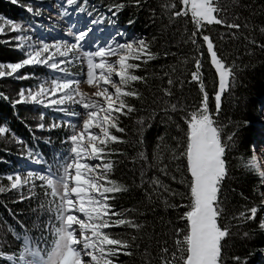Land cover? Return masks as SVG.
<instances>
[{
    "label": "trees",
    "instance_id": "obj_1",
    "mask_svg": "<svg viewBox=\"0 0 264 264\" xmlns=\"http://www.w3.org/2000/svg\"><path fill=\"white\" fill-rule=\"evenodd\" d=\"M24 1L0 0V17L18 20L23 13L18 11L17 5ZM94 1L104 11L115 12L119 23L142 35L154 54V59L147 63L133 61L140 63L134 74L144 78L131 85L138 91L139 99L126 98L135 111L120 116L119 126L125 131H111L122 142L110 143L104 158L105 163L113 164L108 179L126 189L108 194L114 197L109 200L112 210L139 225L133 228L113 224L107 228L112 238L130 245L109 259L113 264H183L176 241L186 234L187 221L182 217L190 210L191 176L186 157L181 153L186 148V120L201 105V83L208 94L210 112H216L214 97L218 74L203 41V36L207 35L218 57L235 73L230 89L222 96L216 117L223 126L222 140L227 145L226 176L218 194L223 209L218 223L230 230L221 242L222 264H258L264 252V230L260 228L264 203L261 175L252 162L260 125L258 110L264 106V0H225L224 7L221 0H216L221 9L218 16L226 24H204L199 31L190 11L186 16H175L185 8L182 0ZM117 4L124 7L116 11L113 6ZM169 4L175 7H166ZM227 23L240 27L229 28ZM9 34L0 35V64L4 65L22 61ZM196 60L201 65L199 81L192 80ZM23 73L22 69L16 78L0 77V126L9 129L0 135V187L5 188L0 192V252L16 253L21 249L22 238L28 236L44 255L55 242L52 225L58 220L59 201L51 188L36 179L31 184L11 189L7 177L15 178L10 173V165L14 164L16 169L30 151L32 154L41 152L54 167L70 132L66 128L39 129L38 124L49 125L47 119L41 120L29 106L14 103L19 99V78ZM169 79L172 84L168 83ZM165 90L171 94L166 95ZM229 135L231 141L227 140ZM25 172L24 169L22 173ZM32 205L47 215H28V207ZM254 206L258 208L254 220L239 218V213ZM118 218L121 217L112 216L110 222ZM178 230L184 231L178 233ZM235 257H239V261Z\"/></svg>",
    "mask_w": 264,
    "mask_h": 264
},
{
    "label": "snow or ice",
    "instance_id": "obj_2",
    "mask_svg": "<svg viewBox=\"0 0 264 264\" xmlns=\"http://www.w3.org/2000/svg\"><path fill=\"white\" fill-rule=\"evenodd\" d=\"M136 2L139 3V0ZM86 3L87 0H66L69 6ZM182 4L185 6L184 10L176 12L175 16H186L190 11L197 31L204 24H226V21L218 16L221 9L216 0H182ZM113 7L119 11L124 5L117 4ZM166 7L172 8L175 5L169 4ZM27 11L32 12L33 9L28 8ZM113 14L115 15V12ZM6 23L10 24L11 31L18 33L13 39L18 41L17 47L25 50L26 58L18 63L0 64V77L11 76L27 65H45L54 72L60 73L52 79L41 81L35 90L21 89L18 94L19 99L14 103H32L46 107L78 104L84 110L80 113L71 112L65 107H57L58 111L79 118L82 124L67 122L72 133L67 137L70 148L59 166L61 170L54 172L49 167L43 174L39 173L41 179L50 178L49 184L58 182L65 186V195L62 200L66 204L68 231L66 236H61V239L71 238L73 240L69 258L78 260L81 264V251L75 246L82 244L83 250L91 249L85 254L91 256L95 264H113L112 260L107 257L117 255L122 249H128L130 245L127 241L112 238L103 229L113 224L128 225L133 228H138L139 225L130 219L123 218L122 213L112 210L109 200L114 197L108 194L126 189L108 179V173L111 172L113 164L111 161L106 163L103 161L107 155V146L110 143L122 142L111 130L124 132L125 129L119 126L120 116H126L135 111L126 98L139 99L138 91L131 88V85L144 78L134 74V70L140 68V63L133 61L147 63L154 59V54L144 39L119 44L110 43L107 46H97L95 50H87L85 44L91 28L75 31L70 28L68 35L72 37L71 40H57L52 43L41 40L38 43H30L32 37L25 34L28 31L26 26L11 21H6ZM227 27L238 29L240 25L227 23ZM0 34H4L3 27H0ZM195 35L194 32L193 37ZM203 41L218 74V86L214 97L216 112H210L208 94L201 83L200 90L203 98L199 109L192 112L191 118L186 120L188 125L186 148L181 153L186 157L187 170L191 176L190 210L182 217L187 221L186 234L182 240L176 241L183 264H222L221 242L230 234L228 227H221L218 223V218L223 211L219 204L218 194L221 181L226 176L224 156L227 145L222 140L223 126L219 125L216 117L221 109L222 96L230 89L235 73L232 67L226 66L218 57L210 37L204 35ZM192 43H196L195 39ZM58 57L63 59H57ZM112 57L115 59H111ZM73 62H86L85 79L81 80L69 73L67 65ZM195 67L196 71L192 73V80L199 81L201 67L199 60L195 61ZM113 76L118 77V81L114 80ZM82 83L95 89V92L90 95L82 91L80 87ZM168 83L172 84V80L169 79ZM110 88L113 91H110ZM165 94L170 95L171 93L165 90ZM175 107V105L172 106L173 109ZM40 119L43 120V114ZM61 126V124L53 123L50 128ZM37 127L44 129L45 126L41 123ZM95 129L99 131H94ZM8 131L7 127L0 126V135ZM227 140L231 141L232 136L229 135ZM140 155L143 156V153ZM29 156H32L31 151ZM93 160L101 161V163L88 162ZM253 167H255L254 162ZM36 174L28 171L23 179L19 174H16L15 178L11 175L7 178L11 181V189H18L26 185V178H31ZM260 175L264 176V172ZM155 183L159 182L155 181ZM3 191L5 188L0 187V192ZM73 212L83 214L85 219L72 214ZM257 212L258 208L254 206L239 213V218L245 221L254 220ZM112 216L121 218L110 222ZM74 225L79 227V238ZM260 228L264 229V221L261 222ZM179 231L184 230H178V233ZM164 251L167 252V249ZM124 254L130 255L131 253L125 252ZM173 255L175 256V253ZM7 259L13 260L11 256ZM234 259L239 261L240 258L235 257Z\"/></svg>",
    "mask_w": 264,
    "mask_h": 264
},
{
    "label": "rangeland",
    "instance_id": "obj_3",
    "mask_svg": "<svg viewBox=\"0 0 264 264\" xmlns=\"http://www.w3.org/2000/svg\"><path fill=\"white\" fill-rule=\"evenodd\" d=\"M17 6L19 7L21 11H24V13L26 11L29 15V17L26 19L25 22H19V23L28 28V31L25 34L32 37V40L30 41V43H38L41 40L45 42H49V43H52L57 40H71L72 37L68 35V31L70 28H72L74 31L91 28V32L89 33V36L87 37V43L85 44V48L87 50H95L97 46H101L99 43H97V40L99 39L101 41L107 38H114V40L117 42L116 44L139 40L137 38L130 37L123 30L117 27H114L113 25L105 26V24L102 22H96V23L90 22L84 16V11L80 10L81 8L78 5L69 6L66 4V0H27L26 5L24 2ZM28 8H32L33 11L32 12L27 11ZM6 21H10V20H0V27L4 28V34L10 33L8 37L12 39V42L15 43V47H17L18 41L13 39V37L18 35V33L11 31L10 24L6 23ZM4 34H0V35H4ZM95 35L97 36L95 37ZM94 38H96V40ZM17 48L24 55V59H25L26 58L25 50L19 47ZM57 59H63V58L58 57ZM111 59L114 60L115 57H112ZM209 59L211 61L210 56H209ZM27 66H37L44 70H47L49 73V77L47 79H52L56 75H60V73L54 72L53 70L49 69L45 65H27ZM67 67H68L69 73L74 74L75 76L79 77L81 80L86 78L85 76L86 71H87L86 62H73L72 64L67 65ZM17 73L11 76H15ZM115 78L116 76H113L114 80ZM80 87L82 91L88 92L90 95L95 92V89L90 88L88 85L84 83H82ZM36 88H34V90ZM110 91H113V90L110 88ZM40 106L45 111V114L49 116L50 121L52 123L67 124L68 121H71L72 123L82 124V121H80L79 118L68 115L65 112H61L57 110V107H65L69 109V111L71 112L82 113L84 110L78 104H66L63 106H51V107H46L44 105H40ZM258 117H259L260 125L258 128V134H257L258 142L257 144L254 145L255 148L253 150V153H254L253 162L255 163L254 168L261 173V172H264V169L261 168V165L262 164L264 165V161H261L262 164L261 162H258L257 155H259V157L261 155H264V106L261 107L260 110H258ZM48 123L51 125L50 122ZM94 131L98 132L99 130L95 129ZM18 143L20 145H23V141H21L20 139H18ZM27 156L28 157L26 160L22 161L21 163H18L16 169H14V164H11L10 166L12 167V171L10 173H13L14 176L16 174H19L22 179L26 177L28 171H33L34 173H37L31 178H26L27 180L26 185L33 183L34 179L38 180L39 182L43 183L45 186L52 189V193L53 195L57 197L59 201V205H60V214L58 216L59 225L58 224L52 225V230H57L58 240L57 242L53 243L52 252L49 254L47 258H45L44 263L46 264H74L78 260L69 258V251L73 245V240L71 238L61 239V236H66L67 231H68V228H67L68 218L66 215V204L62 200V197H64L65 195V186L58 182L54 184H49V179H50L49 177H44L43 179H41L40 174H43L49 168L48 166L45 165L46 163L43 160V157L38 154L36 155L32 154V156L30 157L29 153H27ZM63 160L60 159L59 162H56L54 165L55 169L53 168L52 171L56 172L58 170H61L59 166L63 162ZM88 162L91 164L100 163V161H96V160L88 161ZM24 169L26 170V172L22 173ZM259 181H260V186L262 188L261 195H262L263 203H264V176H260ZM73 199H75L74 196H73ZM62 213L65 214L64 226H62V219H61ZM72 214L79 216L82 219H85L83 217V214L81 213L73 212ZM260 219L261 221H264V207L262 208ZM96 222L99 223V221H96ZM74 228L76 229V235L79 238L80 237L79 227L74 225ZM75 247L77 248V250L81 251V264H95L91 256L85 254L86 251H91V249L83 250L82 244H78ZM95 254L98 255V253H95ZM7 257L8 256L2 255L0 256V260L8 262L9 264H32L28 258H25V255H23L20 258V260H17V261L14 258L12 261H9ZM260 259L264 261V253L262 254ZM39 260H44V259H41L39 257Z\"/></svg>",
    "mask_w": 264,
    "mask_h": 264
},
{
    "label": "bare ground",
    "instance_id": "obj_4",
    "mask_svg": "<svg viewBox=\"0 0 264 264\" xmlns=\"http://www.w3.org/2000/svg\"><path fill=\"white\" fill-rule=\"evenodd\" d=\"M221 3H222V6L224 7L225 4H226V1L225 0H221ZM18 11H21V10L18 9ZM112 42L113 41L110 40L109 44L112 43ZM257 156H258V162L264 161V155H261L260 157H259V155H257ZM261 164H262V162H261ZM261 168L264 169V165L263 164L261 165ZM27 213H28V215L33 216V217H40V216H43V215H47L44 211H42L41 209L36 208L33 205L28 207V212ZM262 263H264V262H262Z\"/></svg>",
    "mask_w": 264,
    "mask_h": 264
}]
</instances>
